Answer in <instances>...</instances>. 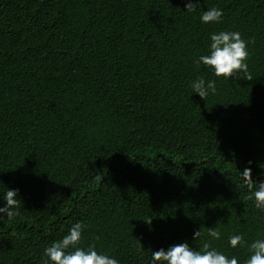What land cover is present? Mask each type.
I'll list each match as a JSON object with an SVG mask.
<instances>
[{"label": "trees", "instance_id": "1", "mask_svg": "<svg viewBox=\"0 0 264 264\" xmlns=\"http://www.w3.org/2000/svg\"><path fill=\"white\" fill-rule=\"evenodd\" d=\"M186 2L0 0V192L21 198L0 219V264H42L76 221L120 264L185 240L243 264L228 236L264 235L240 174L264 176V0ZM211 7L222 22L202 24ZM219 30L250 41V78L193 64ZM198 75L214 94L192 93Z\"/></svg>", "mask_w": 264, "mask_h": 264}, {"label": "clouds", "instance_id": "2", "mask_svg": "<svg viewBox=\"0 0 264 264\" xmlns=\"http://www.w3.org/2000/svg\"><path fill=\"white\" fill-rule=\"evenodd\" d=\"M198 4L199 0H187L184 10L195 12ZM223 15V9L211 7L204 9L199 19L202 24H219ZM249 43L250 41L243 38L236 30L210 32L206 53L194 59L193 64L197 69L203 65L217 79L237 80L242 76L250 78ZM190 87L192 93L204 99L209 93L216 92V79H205L198 75L190 82ZM240 174L254 206L264 210V176L258 180L253 179L250 167H245ZM6 189L0 192V200L4 202L0 205V219H10L16 215L21 201L18 189L7 186ZM85 227L80 221H76L61 238L47 245L41 256L42 264H120L116 256L103 249L97 250L94 244L83 245ZM201 235L200 229L194 230L192 239ZM207 236L219 239L220 232L214 227H209ZM227 243L232 249L246 248L247 254L243 264H264V235L248 241L242 233H233L228 236ZM148 264H241V261L237 255H226L207 241L197 249L185 240L169 244L166 248L162 246L152 250Z\"/></svg>", "mask_w": 264, "mask_h": 264}]
</instances>
